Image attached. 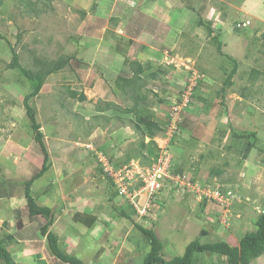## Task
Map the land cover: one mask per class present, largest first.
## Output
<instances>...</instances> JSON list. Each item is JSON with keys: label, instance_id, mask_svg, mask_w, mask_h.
<instances>
[{"label": "rangeland", "instance_id": "rangeland-1", "mask_svg": "<svg viewBox=\"0 0 264 264\" xmlns=\"http://www.w3.org/2000/svg\"><path fill=\"white\" fill-rule=\"evenodd\" d=\"M29 1L31 8L21 0H0V238L7 232L15 237L7 247L19 238L23 227L16 224H22L21 214L27 211L24 185L19 190V184L38 172L43 157L23 107L33 87L21 70L8 67L13 52L21 67L33 71L39 61L70 58L61 71L47 76L31 101L48 169L32 183L30 194L54 210L50 230L63 251L84 264H124L148 250L135 225L155 232L166 259L182 255L193 240L236 246L254 231L257 215L264 212V82L260 88L259 79L251 89L246 84L252 69L264 72V0H179L190 9L201 7L203 25L222 20L221 31L214 32L221 53L203 26L195 24L196 17L172 25L176 10L171 0ZM209 9L214 11L208 18ZM166 10L169 29L162 33L151 16L159 18ZM231 30L234 37L228 39ZM164 34L167 46L157 45ZM152 40L158 43L150 44ZM134 61L152 66L142 75L141 90L146 111L163 129L152 143L142 126L135 127L134 116L123 112L132 107L130 96L115 92L117 77L131 76L126 62ZM233 67L236 75L222 92L223 69ZM161 68L166 71L157 79L146 77ZM66 89L82 92L85 102L70 99ZM105 102L117 107L98 111ZM163 153L185 185L167 182L141 216L129 209L127 195L115 189V178L104 165L130 170L138 162L146 167ZM217 190L222 192L218 196ZM227 190L233 199H223ZM211 194L222 198L221 203ZM142 198L139 203L147 201ZM89 210L98 218L97 226L78 232L74 217ZM28 219L25 215V224ZM45 223L44 218L30 222L43 238L36 243L35 259L54 264L46 238L40 237ZM28 232L34 235L33 229ZM219 261L218 255L206 253L197 255L194 264ZM252 264H264V253Z\"/></svg>", "mask_w": 264, "mask_h": 264}, {"label": "trees", "instance_id": "trees-1", "mask_svg": "<svg viewBox=\"0 0 264 264\" xmlns=\"http://www.w3.org/2000/svg\"><path fill=\"white\" fill-rule=\"evenodd\" d=\"M21 4L23 7L29 8L33 6L32 2H30L29 0H21ZM217 39L218 38L216 36L212 38L213 42L216 43L217 51L221 53V44L217 41ZM69 60V57L65 58L60 56L56 60L45 62L39 61L38 63L40 67L37 70L33 71L21 67L18 54L13 52L8 67L21 70V72L32 84V90H30V92L26 94L23 99V107L25 108L26 116L30 121L33 141L39 146L40 151L43 154L42 164L39 167L38 172L31 176L30 179L25 180L23 183V196L27 205V211L31 217L41 216L46 220V223L41 227L40 233L47 240V248L54 257L55 264H84L83 260L76 257L74 254L63 251L58 242L57 234L50 230L55 220L54 210L47 206L38 205L36 200L30 194L32 183L43 176L48 169V166L46 165V162L48 160V153L44 145V137L41 131V124L36 119L35 110H33V108L31 107V101L33 98L38 96L47 76L61 71L65 66L68 65ZM126 63L131 67V76H118L116 80L115 92L120 91L124 95L130 96L132 107L125 108L123 112L132 114L134 116L135 127L141 129L142 126L145 131L146 137L150 138L152 143L153 137L157 133L163 131L161 126L154 121L153 115L150 114V112L146 111L144 105L145 98L141 94L145 79V77L143 78L142 75L145 74L147 69H151L152 66H144L137 61H134L131 64H129V62ZM165 71L166 70H163V68H161L156 71L149 72L146 77L148 79L155 80L157 79V76H159V74H164ZM252 71L253 74L257 73L259 75V73H261L257 69H253ZM222 74L225 76L224 83L221 86V90L223 92L228 88L227 86L231 85L232 77L236 75V67H233L228 72L227 69L224 68ZM66 94L70 99H76L78 102H85L86 100L82 92L66 89ZM242 95L243 94L240 93V96ZM110 106L115 107L116 105H113L110 102H105L104 107H100L98 111L110 112V109L114 111V109ZM118 110H120V108H118ZM97 119L98 118L94 116V120ZM142 147V149H144L145 146L142 145ZM149 153L150 155H153L151 150L149 151ZM156 159L157 155L155 156L154 161ZM212 172H214L217 176L221 174V170L218 169H214L212 170ZM101 173H103V171ZM114 187L116 190H118L116 186ZM128 190L129 192H133L131 187H128ZM126 204L129 209L133 210L134 207L131 203L126 202ZM17 209L18 208L14 210V214L17 217V220H19L20 211ZM119 213L122 217L129 218L126 213L122 211H120ZM85 219H88V222H84ZM79 221L81 222L83 227L92 228L97 225L98 220L97 217L90 213L89 215L81 217ZM135 226L146 238L148 243V250L140 256L134 257L130 262L124 264H194L197 255H203L206 253L218 255L220 257V261L218 262V264H252L253 261L258 260L264 253V212H261L257 215L254 221L255 230L243 235L239 240L238 245L233 246L224 241L201 243L199 240H193L185 246V250L182 255L174 256L170 259H166L164 257V244L152 229L143 228L140 225ZM6 237L10 238L9 235H6ZM5 244V241L0 239V264H17L13 261L11 253L8 251Z\"/></svg>", "mask_w": 264, "mask_h": 264}, {"label": "crops", "instance_id": "crops-1", "mask_svg": "<svg viewBox=\"0 0 264 264\" xmlns=\"http://www.w3.org/2000/svg\"><path fill=\"white\" fill-rule=\"evenodd\" d=\"M172 1V4L174 5V9L172 8V10H176L175 12H176V15H174V16H172L173 17V24L172 25H180L181 24V22L182 23H185V22H188V20L189 21H194L193 20V18L194 17H196L197 18V20L195 21V24L196 25H200L202 28H204V30H206L207 31V36H208V38H209V40L211 39V41H213L212 40V38L213 37H218L217 35H216V33H214L215 32V30H217V32H218V30H220L221 31V27H223L222 25H220V23L222 22V20H220L219 19V22H217V23H214V24H212L211 22H208L207 24H202V22L204 21L203 19H201V16H200V13H199V11L201 10V9H199V8H201V7H199V8H196V5H195V7H193V8H188L187 6L185 7V3H182V2H179V0H171ZM168 4V3H167ZM168 6H170V5H168ZM156 7V6H155ZM158 7V6H157ZM160 8V7H159ZM211 9H209V11L207 12V14L208 15H206L208 18L210 17V13L212 14L213 12L212 11H214V9L213 10H211ZM221 11V10H220ZM217 12L219 13V11L217 10ZM162 13H163V11H162ZM170 12H169V10H166L165 11V13H163V15H160V17L159 18H156L155 16L153 17V16H151L152 18V22L154 23V25H155V27H156V30L158 29V26L160 27V29L159 30H162L161 32L162 33H165V31H164V29H166V31H168V29H169V27L165 24V19L168 17V15L170 16V14H169ZM192 13H194L195 15H193ZM223 13V12H222ZM158 15V14H157ZM220 16V15H219ZM158 17V16H157ZM221 17V16H220ZM253 17V14H250V16H249V18H252ZM154 19H155V21H154ZM156 19H157V22H156ZM206 19V18H205ZM217 18H215L214 19V21L216 20ZM247 20V19H246ZM245 24V23H244ZM243 24V25H244ZM175 30V29H174ZM210 32V33H209ZM161 33V34H162ZM234 37V33H233V30H231V32H230V35H229V38L228 39H232L233 37ZM163 38H161V41L158 43V42H155V40H152V41H150V44H156V43H158L157 45H165V46H167V44H168V38H166L165 37V34H164V36H162ZM228 37V36H227ZM226 37V38H227ZM237 37V36H236ZM218 39H219V37H218ZM217 39V41L221 44V42L219 41ZM235 39V38H234ZM170 40V39H169ZM227 40V39H226ZM221 41H222V39H221ZM235 41H236V39H235ZM152 42V43H151ZM148 46H150V45H148ZM143 46L141 47V50H143ZM146 48V47H145ZM221 48H222V45H221ZM222 51V50H221ZM137 62H140V61H137ZM141 64V63H140ZM150 65V64H149ZM147 70H149V69H147ZM146 70V71H147ZM253 70V69H252ZM251 70V71H252ZM251 75V76H250ZM250 79L249 80H247V84H246V86L247 87H249V89H251V88H253L254 86V84L256 85L257 83V80L259 79L260 80V83H259V88L261 87V85L263 84V82H264V72H261V73H259V75L256 73V74H253V71L250 73ZM250 83H252V84H250ZM256 89V88H255ZM239 95V94H238ZM238 97H240V95L238 96ZM257 111H260L261 113L263 112L262 110H260V109H258L257 108ZM258 114V113H257ZM261 115V114H260ZM260 115L258 116L260 119H262L261 117H260ZM258 118V119H259ZM30 160V159H29ZM5 161V160H4ZM23 183H24V181H22V182H20V186H19V190H22L21 188L23 187ZM22 184V185H21ZM3 185V184H2ZM24 188V187H23ZM31 190H32V186H31ZM22 193H23V191H22ZM23 195V194H22ZM32 197L36 200V202H37V204L38 205H43V206H47V207H49L50 208V205H47V204H42V203H40V202H38V198L37 197H35L34 195H32ZM18 208V207H17ZM26 210H27V208H26ZM79 211V210H78ZM84 216L85 215H89L91 212H90V210L89 211H84ZM92 214V213H91ZM25 215L26 216H28V218L30 219V221H29V219H28V222H26V224L24 223V217H25ZM74 216V215H73ZM84 216H81V215H77L76 217H74L75 219H74V222H78V225H79V228H78V232L80 231V230H82V228H84L83 226H82V224H81V222L79 221L80 220V218L81 217H84ZM21 219H20V221H23L22 222V224L20 223V224H16V226H20V225H22V227H23V229L18 233V239H17V241L16 242H14L15 244L13 245V246H11V247H7V242H13L14 240H15V237H13V235H11L10 233L11 232H7L6 234H5V236L4 237H2V238H0V239H2V240H4L5 241V246H6V248L8 249V251L11 253V255H12V257H13V255L16 253V255H15V258H14V260L15 261H17V262H19L20 264H38V262H37V260L35 259L36 258V256L38 255V254H36V250L38 249L37 248V245H36V243H38L39 241H42V239H40V238H38V236H37V234H36V226H34V227H32V226H30V222L32 221V220H34L35 218H39V219H41V218H43V217H41V216H36V217H31L30 215H29V213H28V211H25V213L23 212V214H21V217H20ZM37 220V219H36ZM97 220H98V218H97ZM17 222H19V220H17ZM84 222H88V219H85L84 220ZM37 223H41L40 221L39 222H37ZM97 225H95L94 226V228L96 227ZM39 227V226H38ZM42 227V226H41ZM87 230L88 229H94V228H91V227H85ZM30 229H33V231H34V235L32 234V235H30L31 233H29L28 232V230H30ZM86 230V231H87ZM6 235H9L10 236V238H7L6 237ZM41 235V234H40ZM83 236L85 235V234H82ZM40 237H43L42 235L40 236ZM38 239H40V240H38ZM47 247V246H46ZM28 250V251H27ZM47 250H48V248H47ZM14 251V252H13ZM38 251V250H37ZM26 252H28V253H30L29 255L28 254H26ZM20 253V254H19ZM31 257H32V259H31ZM40 263H43V262H41V261H43V260H38ZM36 262V263H35ZM54 262V264H55V260L53 261ZM45 264V263H44ZM46 264H48V263H46Z\"/></svg>", "mask_w": 264, "mask_h": 264}, {"label": "built area", "instance_id": "built-area-1", "mask_svg": "<svg viewBox=\"0 0 264 264\" xmlns=\"http://www.w3.org/2000/svg\"><path fill=\"white\" fill-rule=\"evenodd\" d=\"M131 167L130 170L124 168L116 171L109 167L108 171L115 178L114 182L118 186L119 194L122 195L125 193L128 202L133 205L136 212L140 213L141 216L146 214V209H149L150 204L153 202V198L159 194L167 182H170L174 187L179 188H182L185 185V182L180 175L174 174V172L170 170L168 157L165 156V153H163V156H160L158 161L151 166L141 167L140 165L133 163ZM168 171L171 175L168 174ZM134 184H136L135 187H133ZM128 187L133 188V192H129ZM219 193L222 192L217 190L215 194L218 196ZM226 193L222 196L224 200L233 199V194L230 191H227ZM215 194L211 195H214V199L221 203L222 198H218ZM203 195L206 197L209 194L204 193ZM143 196L146 197L147 201H142L143 206L141 210H139L138 206L142 205V203H139L138 199Z\"/></svg>", "mask_w": 264, "mask_h": 264}, {"label": "clouds", "instance_id": "clouds-1", "mask_svg": "<svg viewBox=\"0 0 264 264\" xmlns=\"http://www.w3.org/2000/svg\"><path fill=\"white\" fill-rule=\"evenodd\" d=\"M155 162H156V161H155ZM155 162H154V163H155ZM133 163H136V162H133ZM133 163H132V164H133ZM132 164H131V166H132ZM137 164L139 165L138 162H137ZM152 164H153V163H152ZM152 164H151V165H152ZM106 165H108V164H105V165H104V167H105L104 169H106V170H104V171H108V168H109V167L107 168ZM151 165H150V166H151ZM110 167H111V166H110ZM111 168H112L113 170H115V171H116V170H122V169H114L113 167H111ZM125 168H127V167H125ZM108 173H109V171H108ZM115 185H116V184H115ZM116 186H117V185H116ZM135 186H136V184L133 185V187H135ZM117 188H118V186H117ZM163 189H164V187H163ZM118 190H119V189H118ZM132 190H133V188H132ZM227 191H228V190H227ZM48 250H49V249H48ZM11 257H12V255H11ZM12 259H13V261H14L15 263L20 264L19 262L15 261L13 257H12Z\"/></svg>", "mask_w": 264, "mask_h": 264}, {"label": "bare ground", "instance_id": "bare-ground-1", "mask_svg": "<svg viewBox=\"0 0 264 264\" xmlns=\"http://www.w3.org/2000/svg\"><path fill=\"white\" fill-rule=\"evenodd\" d=\"M6 184V183H5Z\"/></svg>", "mask_w": 264, "mask_h": 264}]
</instances>
